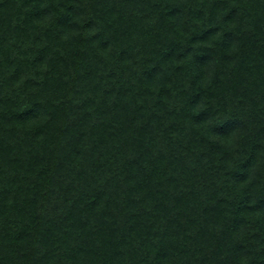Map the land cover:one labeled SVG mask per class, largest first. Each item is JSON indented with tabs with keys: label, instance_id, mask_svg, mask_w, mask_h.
Instances as JSON below:
<instances>
[{
	"label": "trees",
	"instance_id": "trees-1",
	"mask_svg": "<svg viewBox=\"0 0 264 264\" xmlns=\"http://www.w3.org/2000/svg\"><path fill=\"white\" fill-rule=\"evenodd\" d=\"M0 264H264V0H0Z\"/></svg>",
	"mask_w": 264,
	"mask_h": 264
}]
</instances>
